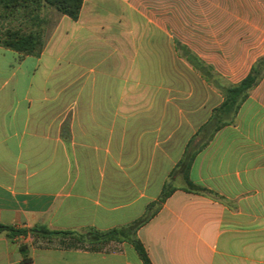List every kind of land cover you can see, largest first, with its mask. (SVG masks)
<instances>
[{"label":"crops","instance_id":"1","mask_svg":"<svg viewBox=\"0 0 264 264\" xmlns=\"http://www.w3.org/2000/svg\"><path fill=\"white\" fill-rule=\"evenodd\" d=\"M41 18L39 56L0 45V224L107 232L152 216L98 250L1 234L0 264H144L133 239L151 264H264V76L210 126L219 86L264 58V0H84L76 21Z\"/></svg>","mask_w":264,"mask_h":264},{"label":"trees","instance_id":"2","mask_svg":"<svg viewBox=\"0 0 264 264\" xmlns=\"http://www.w3.org/2000/svg\"><path fill=\"white\" fill-rule=\"evenodd\" d=\"M83 1L84 0H0V6L6 13L12 15L14 12L23 11L26 18L31 23L29 30L26 32L20 29L8 30L0 39V45L19 54L39 56L45 45L40 30L41 24L43 23L41 18L42 11L46 8H50L55 10L58 14L67 16L73 21H76L79 18ZM182 50L186 58L208 81L213 78L210 68L194 56L187 48H182ZM263 76L264 58L253 66L250 74L238 85L230 87L219 86L224 97V102L219 108L214 110L210 121V126H213L214 131L229 123L236 115L241 104L247 99L249 91L258 85ZM191 162L192 157L190 156V158H186L180 165L186 179H188V171ZM191 187L194 186L191 185ZM172 192V188L166 187L160 201L163 202ZM151 216L152 214L147 215L126 230H110L107 232L88 230L83 234L67 231H49L44 228L32 230L16 229L13 226L0 224V235L5 234L8 238L14 239L19 236H25L30 232L35 238L70 239L74 241V246L79 244L90 250H98L111 242L122 243L123 239L127 237L126 233L132 234L136 232V230L146 223ZM131 243L144 264H151L144 245L138 239L131 240ZM20 251L26 257L24 261H29L27 257L28 247L21 245Z\"/></svg>","mask_w":264,"mask_h":264},{"label":"rangeland","instance_id":"3","mask_svg":"<svg viewBox=\"0 0 264 264\" xmlns=\"http://www.w3.org/2000/svg\"><path fill=\"white\" fill-rule=\"evenodd\" d=\"M43 14L46 15V17H49V14H51L50 22L51 24L54 23V17H53L54 13L53 12L49 13L48 11H45ZM30 25L31 23L28 21L23 11H17V12H14L12 15H9L0 6V39L3 37V35L8 30L20 29L26 32L29 30ZM80 234H83V233H80Z\"/></svg>","mask_w":264,"mask_h":264}]
</instances>
